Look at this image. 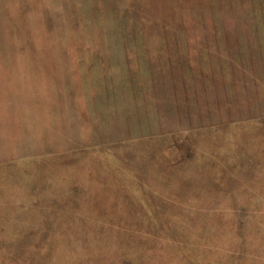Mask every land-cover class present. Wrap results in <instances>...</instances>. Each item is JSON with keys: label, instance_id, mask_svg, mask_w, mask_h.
<instances>
[{"label": "rangeland", "instance_id": "rangeland-1", "mask_svg": "<svg viewBox=\"0 0 264 264\" xmlns=\"http://www.w3.org/2000/svg\"><path fill=\"white\" fill-rule=\"evenodd\" d=\"M262 109L264 0H0V264H264V170L237 176L249 214L211 177L243 146L264 160V120L227 123ZM194 139L204 214L173 177ZM161 193L208 229L197 246L174 243Z\"/></svg>", "mask_w": 264, "mask_h": 264}, {"label": "bare ground", "instance_id": "bare-ground-1", "mask_svg": "<svg viewBox=\"0 0 264 264\" xmlns=\"http://www.w3.org/2000/svg\"><path fill=\"white\" fill-rule=\"evenodd\" d=\"M131 63V62H130ZM140 67V66H139ZM140 97V96H139ZM141 101V100H140ZM141 104V103H140ZM226 109V108H225ZM238 111V110H237ZM260 111H264V109H262V110H258L257 112L256 111H253V113H251V116H249V115H246V114H244L243 112L241 113V112H236L235 111V113H233V114H230L229 115V120H234V121H229L228 119H225V120H228L227 121V123H230V124H233L232 125V127L233 126H236V125H241V124H245V126L243 127V128H241L242 130H244L248 125H249V121H248V123H246L245 121H247V119H249V118H251L252 120H254V118H256V119H258L259 120V122H263V120H264V116H263V118H260L259 116H261V115H263V114H259V112ZM222 112H223V110H222ZM228 116V115H227ZM241 116V117H240ZM245 116L247 117V118H245ZM242 117H244V118H242ZM142 119V118H141ZM255 119V120H256ZM219 120H224V119H219ZM219 120H217V122L219 121ZM257 120V121H258ZM153 122V121H152ZM216 122V121H215ZM225 122V121H224ZM214 123V122H213ZM206 124H208V123H205V124H201V125H197V126H194L192 129H190V130H188V131H183V130H185V129H179V130H181V131H183V135L182 136H190V137H195L196 135V133H194V134H192V131H194V130H200V131H204V130H206V129H212V130H218V129H215V127L213 126V124L212 125H206ZM216 124V123H215ZM251 124V123H250ZM224 125V124H223ZM171 127H173V126H171ZM231 127V126H230ZM238 132V131H237ZM199 134H201V132H198ZM137 134V133H136ZM139 136V135H138ZM182 136H180V135H177V136H173V135H169V136H167V137H165L163 140H166V142L168 143L169 141H174L175 139H177V141H178V139H180V138H182ZM251 137H248L247 139L249 140ZM189 139V138H188ZM253 139H255L254 137H253ZM247 140V141H248ZM185 141V140H184ZM179 142V141H178ZM181 142V141H180ZM182 142H183V140H182ZM186 142V141H185ZM177 143V142H176ZM190 144H191V147L192 148H190V150L192 149V151H193V157H192V159H191V161H184V162H181V163H179V164H177V166H175L174 168H176L177 170H179L178 172H176V173H173V177L176 179V180H178L179 182H181L180 180H190V181H192L193 183H192V186H191V190H193L192 191V193H191V196H190V199L189 200H193V201H195L196 202V209H197V211H199L198 209L204 204V197H208V192H212L213 193V195H214V199L216 200V199H218L219 198V196L217 195V193H216V189L217 188H219L220 189V187H224L225 188V190H226V195L227 196H229V198L230 199H227L226 198V200H227V204H228V207L229 208H233L236 212L237 211H239L240 209H242L243 207H244V205H245V207H246V214H249V210H248V207H247V205H248V203H246V201L245 200H243L242 198H239V189H238V187H239V185H240V180H239V176H241V175H243L244 173L247 175V176H251L252 178L253 177H256V174L257 173H262L263 172V170H264V160H261V161H257V158L255 159V158H249V157H247L246 156V153H245V149H244V146L242 147V149H241V151L240 150H237L234 146H231V150H233V151H235L234 149H236V153L234 154V152L233 153H231L229 156H228V161H225V163H223L224 165H226V164H228L227 166H225L224 167V169L222 170V172H217V171H215L212 175H211V177H212V182L214 183V184H217V187H216V189H215V187L214 186H211L210 184H211V181H210V175L206 172V171H204L203 169H205V167L204 166H200V167H198L199 165H201L202 164V161L200 160L201 158H202V153H201V151L198 149V147H200L199 146V144H198V142L194 139L193 140V143H192V141L190 140V142H189ZM230 143V142H229ZM181 144V143H180ZM186 144V143H185ZM190 144L188 145V147H190ZM227 146H228V144H226ZM231 145V144H230ZM242 145V144H241ZM179 146V145H178ZM246 146V145H245ZM227 148V147H226ZM246 148V147H245ZM167 149V148H166ZM228 149V148H227ZM226 150V149H225ZM181 151V150H180ZM208 151V150H207ZM248 151V150H247ZM246 151V152H247ZM166 152H167V155L168 156H170V158H167L166 156V158L164 157V162H170V163H172V161H173V159H175V160H180V156L178 155L177 157H176V154L177 153H174V152H170L169 153V149H167L166 150ZM230 152V151H229ZM240 152H241V157H243L244 159H243V161H244V163L243 164H240V165H235L234 166V164H236V162H235V156H237V155H239L240 154ZM173 153V154H172ZM180 154H181V152H179ZM251 155H252V153H251ZM183 156V155H182ZM173 157H175V158H173ZM190 158V157H189ZM184 159V158H183ZM182 159V160H183ZM237 159V158H236ZM239 159V158H238ZM185 160V159H184ZM240 160V159H239ZM180 162V161H179ZM190 169H192V171H190ZM191 172V174H189V175H187V172ZM199 172H201V174L199 173ZM238 172V173H237ZM241 172V174H239ZM197 174L199 175V179L197 178ZM215 176V178L213 179V177ZM239 178H238V177ZM241 178H244V176H242ZM248 181V180H247ZM253 183V182H252ZM244 184V183H243ZM242 185V184H241ZM240 185V186H241ZM241 187H243V186H241ZM256 187V186H255ZM258 187L260 188V186L258 185ZM244 188V187H243ZM248 189V188H247ZM254 189H256V188H254ZM225 190H224V192H225ZM250 191V190H249ZM253 191V190H252ZM251 193V192H250ZM224 194V193H223ZM254 194H255V192H254ZM258 194V193H257ZM243 195V194H242ZM241 195V196H242ZM251 195V194H250ZM259 195V194H258ZM245 196V195H244ZM243 196V197H244ZM260 196V195H259ZM222 198V197H221ZM220 198V199H221ZM225 198V197H224ZM223 199V198H222ZM155 200H156V204H158L159 202H160V204H161V211H162V214L161 215H163L164 217H168V218H170V221H169V223H168V227H170L171 229H172V231H173V234H175L176 236L174 237L176 240L174 241V243H179L180 241H182V239L184 238V237H186V238H189L191 241H190V243H192L194 246H197L199 243H200V241H199V239H200V237H202V235L203 234H205V233H208L207 231H208V229H204V228H206V227H203V226H200V224H199V226L198 227H191V225L192 224H188V228L187 229H189V230H185L184 228H186L185 226H184V218H187L188 219V216H187V214H185V216L183 217V210L181 211V212H179L178 214H171V211H168V210H170V206H168V205H166V204H162V202H170L171 201V199H169L168 198V195H167V193H161L160 194V196H156V198H155ZM247 200H249L248 198H247ZM252 200H253V202H254V199L252 198ZM255 200H257V199H255ZM183 201V200H182ZM210 201V200H209ZM226 201H224V203H225ZM252 202V203H253ZM201 203H202V205H201ZM250 203V202H249ZM222 204V203H221ZM262 204V203H261ZM207 205V204H206ZM226 206V205H225ZM249 206V205H248ZM250 207V206H249ZM202 208H203V206H202ZM204 212H206V207H204V211L203 212H201V211H199V214H204ZM230 212V211H229ZM156 213L158 214L159 213V209L157 208V211H156ZM164 213V214H163ZM227 213V212H226ZM234 213V212H233ZM233 213H231L232 215H233ZM192 214V213H191ZM224 214V213H223ZM238 214V213H237ZM257 214V213H256ZM225 215V214H224ZM223 215V216H224ZM236 215V214H235ZM226 216V215H225ZM261 217V216H260ZM259 217V218H260ZM193 218V217H192ZM203 216L201 215V219L203 220ZM226 218V217H225ZM198 219V218H197ZM224 219V218H223ZM235 220V219H234ZM234 220H233V222H234ZM248 223V225H252V223L250 222L251 220L249 219L248 220V218H246L245 219ZM255 220V219H254ZM216 221V220H215ZM227 221H229L228 219H227ZM262 219L261 220H258V221H255L254 223H253V225H254V228H256V233L257 234H261L260 233V231H259V227L263 230V226H262ZM224 222V221H223ZM226 222V221H225ZM224 224V223H223ZM225 225V224H224ZM237 226V225H236ZM259 226V227H258ZM234 227V226H233ZM181 228H183L184 230H180ZM192 228V229H191ZM194 228H196V230H195V234H193V229ZM222 228V227H221ZM228 228V227H227ZM225 229H226V226H225ZM232 229V228H231ZM238 229V228H237ZM240 229V228H239ZM191 230V231H190ZM223 230V229H222ZM236 231V230H235ZM226 232V231H225ZM227 233V232H226ZM234 233V232H233ZM246 233H248L247 232V230H246ZM231 235V234H230ZM249 235H251V234H249ZM179 236V237H178ZM222 236H224V237H226L225 235H223L222 234ZM228 236V235H227ZM233 236V235H232ZM236 236V235H235ZM178 237V238H177ZM225 239V238H224ZM234 239H236V238H234ZM234 239H232V240H234ZM166 240V238L163 240V241H165ZM179 240V241H178ZM201 240V239H200ZM205 240H206V238H205ZM226 240V239H225ZM238 240H239V238H238ZM262 240V239H261ZM231 241V240H230ZM211 242V241H210ZM241 242V241H240ZM236 243V242H235ZM261 243V242H260ZM219 244V243H218ZM221 244V243H220ZM202 245H204V244H202ZM239 245V242H238V244H237V246ZM213 246V245H212ZM226 246H228V245H226ZM230 246V245H229ZM184 249H185V247L184 246H182ZM219 247V246H218ZM228 248V247H227ZM250 249V248H249ZM188 253L190 252V250L191 249H185ZM229 251H231V250H229ZM233 251V250H232ZM248 253H250V251L248 252ZM100 254H102V253H100ZM258 256V255H257ZM94 257V256H93ZM96 257V256H95ZM184 259L185 260H182L185 264H189V258L188 257H184ZM254 259V257H252V258H250V260H253ZM260 260H262V254H261V256H260ZM179 260L177 259V260H175L174 261V263L173 264H180L179 262H178ZM181 261V262H182ZM191 261V260H190ZM238 262V261H237ZM236 262V263H237ZM195 263H199V264H201V262H195ZM217 263V262H216ZM252 263V262H251ZM256 263H257V261H256ZM253 264V263H252Z\"/></svg>", "mask_w": 264, "mask_h": 264}]
</instances>
